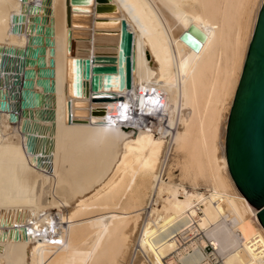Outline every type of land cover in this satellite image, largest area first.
Returning a JSON list of instances; mask_svg holds the SVG:
<instances>
[{"label": "bare ground", "instance_id": "obj_1", "mask_svg": "<svg viewBox=\"0 0 264 264\" xmlns=\"http://www.w3.org/2000/svg\"><path fill=\"white\" fill-rule=\"evenodd\" d=\"M108 1L111 12L71 9L67 25L64 0H0V264H264L258 210L224 153L262 0ZM120 20L129 88L92 91L90 73L74 95L72 59L115 53ZM190 24L205 34L196 51L179 39ZM39 46L50 91L37 82ZM29 70L30 102L11 111Z\"/></svg>", "mask_w": 264, "mask_h": 264}, {"label": "water", "instance_id": "obj_2", "mask_svg": "<svg viewBox=\"0 0 264 264\" xmlns=\"http://www.w3.org/2000/svg\"><path fill=\"white\" fill-rule=\"evenodd\" d=\"M93 2V12H111L115 6L108 0H64L65 22L69 24V11L88 5ZM36 11V6H31ZM50 32L49 30L46 31ZM205 34L194 24L179 35V39L194 51L198 50ZM36 44L41 43L40 38H35ZM48 45L51 42L45 39ZM67 50L73 53V43L69 42ZM42 47L31 50V55L41 67L38 71L41 78L37 81L46 91L53 86L48 77L52 75V69L44 67V61L40 54ZM52 55V48H49ZM91 61L107 63L91 67ZM53 60L50 57L49 66ZM134 66V55L131 44V36L125 27V22L120 20L118 40L115 53H95L93 57L72 59V88L74 95L78 96L81 91V77L90 78L89 87L96 91L99 86L107 89L112 83L118 90L128 89L130 86V71ZM33 71L23 73L21 100L11 101V111L22 109L28 101V89L32 87ZM13 82H19L15 78ZM113 80V81H111ZM88 88V83L85 85ZM87 91V90H86ZM85 91V93H86ZM16 94V93H15ZM14 96L16 97L17 94ZM37 94H32V103L37 102ZM94 98V97H93ZM104 98V97H100ZM7 103L0 102V108H5ZM102 112V109H95ZM94 113V109L90 111ZM9 119H14L13 113ZM224 153L227 170L235 187L243 198L258 211L254 214L256 220L264 229V0L258 8L255 23L247 45L241 72L233 93V98L227 115L224 133Z\"/></svg>", "mask_w": 264, "mask_h": 264}, {"label": "rangeland", "instance_id": "obj_3", "mask_svg": "<svg viewBox=\"0 0 264 264\" xmlns=\"http://www.w3.org/2000/svg\"><path fill=\"white\" fill-rule=\"evenodd\" d=\"M28 99H29V96H28ZM28 101H29V100H28ZM197 191H198L200 194H202L203 196H208V195L211 193V186L202 183V184L197 188ZM196 217L198 218L199 215L196 214ZM206 245H207V244H206ZM205 250H206V251H209V250H210V248L208 247V245H207V247H205Z\"/></svg>", "mask_w": 264, "mask_h": 264}, {"label": "built area", "instance_id": "obj_4", "mask_svg": "<svg viewBox=\"0 0 264 264\" xmlns=\"http://www.w3.org/2000/svg\"><path fill=\"white\" fill-rule=\"evenodd\" d=\"M205 247H207V245H206ZM205 247H204V249H205ZM208 247L210 248V246H209V245H208ZM260 260H261V261H264V253L262 254V256H261Z\"/></svg>", "mask_w": 264, "mask_h": 264}]
</instances>
